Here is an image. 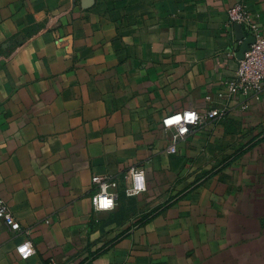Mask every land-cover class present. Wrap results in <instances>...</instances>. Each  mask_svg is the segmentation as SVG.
<instances>
[{
  "label": "crops",
  "instance_id": "1",
  "mask_svg": "<svg viewBox=\"0 0 264 264\" xmlns=\"http://www.w3.org/2000/svg\"><path fill=\"white\" fill-rule=\"evenodd\" d=\"M240 2L264 35V0H0V199L21 223L0 219V264H264V97L226 96ZM213 107L169 152L166 121ZM133 166L146 191L96 209L93 176Z\"/></svg>",
  "mask_w": 264,
  "mask_h": 264
},
{
  "label": "built area",
  "instance_id": "2",
  "mask_svg": "<svg viewBox=\"0 0 264 264\" xmlns=\"http://www.w3.org/2000/svg\"><path fill=\"white\" fill-rule=\"evenodd\" d=\"M229 22L233 24L245 25L250 32V35L255 37V41L250 45L248 51L245 52L243 59L239 60V65L233 77L226 82L227 95L235 96L241 95L246 99L260 100L264 97V35L259 26L253 22L251 17L247 14L245 6L242 2L236 4L229 9ZM221 98L224 97L220 93ZM192 113L195 115L194 120H189L188 115ZM223 110L213 107L205 112H200L196 109H185L175 116H180L179 121H173L172 124L166 125V128L171 131V143L168 146V151L175 153L178 150V144L198 127L211 122L212 120L221 117ZM171 116L168 120L172 119ZM181 128L186 131L181 132ZM140 173L144 175V187L138 188L140 183L138 176ZM95 186V192L92 196V202L96 209L110 210L116 205L118 198L117 189L123 186L124 193L128 197L137 196L147 189L146 175L144 169L139 166H133L128 169L123 177V180L117 179L112 175H94L92 178ZM107 197L114 201L113 206L108 208H99V200ZM0 219L11 230H21V223L16 218L9 205L0 199ZM26 246L27 255L20 251L21 247ZM17 251L24 259L29 258L35 253V247L31 240H26L17 246Z\"/></svg>",
  "mask_w": 264,
  "mask_h": 264
},
{
  "label": "clouds",
  "instance_id": "3",
  "mask_svg": "<svg viewBox=\"0 0 264 264\" xmlns=\"http://www.w3.org/2000/svg\"><path fill=\"white\" fill-rule=\"evenodd\" d=\"M180 119H181L180 116H174L172 119L167 120L166 123H168V124H172L173 121H179ZM188 119H189V120H194V119H195V115L192 114V113H189V115H188ZM180 131H181V132H184V131H186V129L181 128ZM138 180H139V182H140V183L138 184V188L142 189V188L144 187V184H143V181H144V175H143V173H140V174H139V176H138ZM98 204H99V208H108V207L113 206L114 201H113L112 199H109V198H107V197H104V198H102V199L99 200ZM20 251H21V252H24L25 255H27L26 246H25V247H21V248H20Z\"/></svg>",
  "mask_w": 264,
  "mask_h": 264
},
{
  "label": "water",
  "instance_id": "4",
  "mask_svg": "<svg viewBox=\"0 0 264 264\" xmlns=\"http://www.w3.org/2000/svg\"><path fill=\"white\" fill-rule=\"evenodd\" d=\"M239 27L242 26V24H238ZM255 41V37L250 35L248 38H246L240 48V51L238 52V57L240 59H243L245 56V52L249 50L250 45Z\"/></svg>",
  "mask_w": 264,
  "mask_h": 264
}]
</instances>
